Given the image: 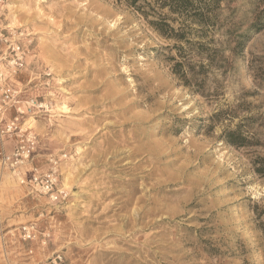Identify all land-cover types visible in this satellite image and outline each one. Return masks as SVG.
<instances>
[{"label":"rangeland","instance_id":"1","mask_svg":"<svg viewBox=\"0 0 264 264\" xmlns=\"http://www.w3.org/2000/svg\"><path fill=\"white\" fill-rule=\"evenodd\" d=\"M129 1L5 0L6 24L22 34L26 53L25 66L17 76L15 87L21 92L24 110L31 101L37 105L22 121L24 128H30L38 137L33 165L46 168L48 160L56 158L60 168L69 157L75 161L78 150L84 149L79 153L81 163L91 167L83 169L80 179H87L84 187L91 190L81 191L72 185L65 201L74 202L71 214L68 209L57 212L50 205L40 206V201L32 197H26L21 202L23 206L7 217L0 211V258L7 248L15 249L13 257L19 264H48L57 256H61L63 264H95V258L101 253L122 255L107 248L106 242H113L114 230L123 232L144 224L155 227L162 223L149 210L155 208L161 189L167 191L173 186L154 184L155 166L159 161L155 156L149 159L145 155L148 148L140 134L142 123L151 114L134 108L127 101L128 93L124 89L132 74L124 69L134 66L137 54L144 50L135 46L139 37L133 39L135 32L128 30L131 22H118L109 29V22L115 19L110 9L115 11L117 5L131 8ZM146 1L153 3L154 0ZM131 9L136 19L143 17ZM256 9L257 4L249 0L246 27L236 33L235 41L248 29ZM100 16L104 19H98ZM143 19L157 40L168 41L149 24L153 17ZM174 25L178 28L179 22ZM246 37H249L245 45L249 66L254 76L264 78V30L248 33ZM174 45L155 43L145 48L156 51L157 58L169 60L177 54L170 51ZM262 95L258 89L244 94L242 106L253 111L250 119L257 115L264 117V113L256 112L264 105ZM15 116V111L8 109L4 119ZM253 136V139L245 137L247 146L243 155L251 154L254 158L248 164L256 167L264 163V156L258 154L264 149V135ZM15 145V139L0 140V168H3L2 154L13 152ZM161 149L164 150L163 145ZM221 151L224 155L218 164L220 171L231 172L238 165L243 167L239 149L221 146ZM164 159L165 156L160 157V161ZM230 163L232 167H228ZM126 172L138 173L134 181H129L134 186L120 193L110 192L108 186L114 185L115 178ZM117 196L119 207L109 204ZM250 208L252 216L246 223L253 228L264 227V206L252 204ZM202 223L197 215L191 214L178 227L199 239L205 264H231L233 257L222 244L201 238V232L205 231ZM25 226L34 227L33 241L23 239Z\"/></svg>","mask_w":264,"mask_h":264},{"label":"clouds","instance_id":"2","mask_svg":"<svg viewBox=\"0 0 264 264\" xmlns=\"http://www.w3.org/2000/svg\"><path fill=\"white\" fill-rule=\"evenodd\" d=\"M214 3L218 7L210 13L213 20L208 24V38L215 39L216 43L210 47L220 49L219 55L209 59L208 53L193 54L180 68L175 67V60L157 58L156 51L145 48L155 43L174 44L175 38L157 40L143 17L136 19L131 8L117 5L115 11L110 9L115 19L109 22V29L118 22H131L128 30L135 32L133 39L139 37L135 46L144 50L137 54L134 66L124 69L132 73L124 85L126 99L134 108L151 114L142 123L140 134L148 148L145 155L149 159L155 156L159 161L155 166L154 184L173 187L167 191L161 189L155 208L149 210L162 223L155 227L144 224L123 232L114 230L113 242H106L107 248L122 255L101 253L95 258V264H205L199 239L178 227L191 214L203 222L205 231L201 232V238L222 244L233 257L231 264H264V227L253 228L246 223L252 216L250 205L264 206V163L252 167L248 160L254 157L243 155L247 146L245 137L264 135V117L257 115L250 119L253 111L242 106L248 90L264 93V78L254 76L249 66L244 47L247 37L238 47L234 42L236 33L246 27L249 0H214ZM258 3L264 6V0ZM129 12L133 14L130 16ZM171 51L174 54L175 50ZM189 64H195L196 69L192 70ZM256 112L264 113V105ZM221 146L239 149L243 167L238 165L231 172L220 171L218 164L224 155ZM83 151L78 150L75 161L69 157L59 170L51 167V174L41 170L31 180L25 177L27 168L11 165L16 168L11 172L7 167L0 168V211L7 217L23 206L21 202L26 197H32L40 201V206L50 205L57 212L68 209L71 214L74 202L65 201L72 185L81 191L91 190L84 187L87 179H80L83 169L91 167L81 163L79 153ZM258 154L264 156V149ZM161 156H165L163 161ZM228 167H232L231 163ZM137 175L126 172L117 176L108 190L125 191L134 186L129 181H134ZM119 199L117 196L109 204L119 207ZM14 251L5 248L0 264H19L13 257Z\"/></svg>","mask_w":264,"mask_h":264},{"label":"built area","instance_id":"3","mask_svg":"<svg viewBox=\"0 0 264 264\" xmlns=\"http://www.w3.org/2000/svg\"><path fill=\"white\" fill-rule=\"evenodd\" d=\"M4 3L5 0H0V140L15 139L16 145L13 152L2 154L1 163L10 171H15L16 168H27L25 177L31 180L35 179L41 170H48L49 174H51V167H56L59 170V160L49 159L46 168L33 165V156L38 147V137L30 128H24L25 123L22 121L26 115L33 112L37 105L31 101L24 110L20 101L21 92L15 87L17 76L25 66L26 53L21 42L22 34L6 24L3 13ZM8 109H13L16 116L5 121L4 117ZM54 160L58 163L53 164ZM5 161L8 162L7 165H5ZM17 161L22 163L17 164ZM11 165H16V168ZM37 183L40 181L37 180ZM22 232L25 241H33V237L36 238L33 226L23 227ZM48 264H63V260L61 256H57Z\"/></svg>","mask_w":264,"mask_h":264},{"label":"trees","instance_id":"4","mask_svg":"<svg viewBox=\"0 0 264 264\" xmlns=\"http://www.w3.org/2000/svg\"><path fill=\"white\" fill-rule=\"evenodd\" d=\"M252 1L257 4V9L248 29L235 41L237 47L248 33L258 34L264 30V6L259 5L258 0ZM129 6L147 20L153 17L149 24L161 37L168 40L176 39L177 42L170 51L175 50L177 54L169 58L176 61V68L182 67L193 54L201 56L203 53H208L209 59L219 55L220 49L210 47L216 43L215 39L208 38V24L213 20L210 13L218 7L214 0H154L153 3L146 0H130ZM165 9L168 11L167 14L164 13ZM176 22H179L178 28H175ZM248 40L249 37L244 41V47ZM189 67L192 70L196 69L195 64H189ZM200 67L203 70V65Z\"/></svg>","mask_w":264,"mask_h":264}]
</instances>
